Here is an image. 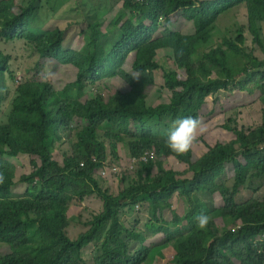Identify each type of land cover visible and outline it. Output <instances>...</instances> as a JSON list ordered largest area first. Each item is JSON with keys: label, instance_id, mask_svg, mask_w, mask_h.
Here are the masks:
<instances>
[{"label": "trees", "instance_id": "obj_1", "mask_svg": "<svg viewBox=\"0 0 264 264\" xmlns=\"http://www.w3.org/2000/svg\"><path fill=\"white\" fill-rule=\"evenodd\" d=\"M121 1L138 23L126 21L121 26L123 36L106 56L94 51L80 56L71 51L62 53L64 31L57 30L39 38L30 32H23L38 10L34 3L19 9L11 5L8 12L0 10L3 27L12 31L4 36L6 41L31 42L41 59L56 56L62 64L78 67L79 82L72 88L80 85L84 90L86 84L88 90L104 82L113 76L107 73L111 71L115 74L133 53H136L134 71L137 74L145 76L149 71H157L166 83L179 88L173 92L170 103L148 107L143 93L135 84L131 92L116 91L92 96L93 108L80 103H75V107L68 104L65 94L54 92L42 82L23 84L17 88L18 96L13 102L9 124L0 126V173L5 176L4 183L0 184V243L10 248L8 254L0 257V264H77L84 261L83 249L102 236L104 254L96 259V264H144L151 250L143 246L130 253V243L121 237L125 229L119 222L118 210L139 203H148L152 209L159 210L175 193L195 197L205 190L210 194L218 192L225 207L209 208L210 221L203 230L194 225L195 220L185 235L163 227L156 229L155 233L164 231L171 244L167 252L171 250L173 255L166 264H228L227 252L232 256L239 255L242 264H264V200L250 199L242 203L236 200L239 189L247 185L249 178L262 179L264 175V121L261 127L254 130L231 128L236 135L235 140L209 148V152L195 162L192 150L176 155L168 149L165 139L162 140V157H174L188 165L189 170L185 173L165 171L161 162H139L137 184L118 196L100 193L103 210L88 223V230L75 240L66 236L68 223L65 212L70 200L67 193L78 197L91 195L93 172L101 166L96 159L103 148L97 134L100 124L110 123L120 133L130 137V152L134 158L140 159L157 144V136L147 126L150 121H162L165 117L175 120L186 111L194 113L199 109L198 103H203L199 97L204 93L226 91L252 69L264 71V63L245 53L242 46L245 41L241 34L237 38L240 46L228 38L216 46L215 28L196 36L169 32L165 37L151 41L160 17L172 22V17L189 7L194 0H146L144 6L133 0ZM224 2L229 8L247 7L248 29L255 41L260 43L264 27V0H205L202 19L195 24H211L217 16L228 11ZM92 30L101 35L97 27H92ZM164 50L172 52L173 62L185 79H180L178 72H166L159 65L158 52ZM9 61V56H4L0 50V72L7 69ZM191 75L197 76V79L192 80ZM124 78L135 79L125 74ZM151 80L143 82L144 86ZM129 114L140 118L130 117ZM77 118L87 121L88 126L76 133L73 155L65 159L62 167L53 158L55 138L48 135L54 133L58 136L61 127ZM114 139L123 140L119 136H114ZM19 154L38 158V161H32L35 167L30 174L22 177V181L37 182L40 188L37 192L26 190L23 195L14 196L13 174L3 164L6 156L16 157ZM225 170L235 174L232 189L216 184ZM80 177L86 180L79 187L72 178ZM211 203L213 205V201ZM202 206L209 207L207 202ZM216 221H221L223 226L218 227ZM179 223L177 220L174 222ZM127 233L140 242L146 241L140 235ZM162 255V252L157 253L156 258Z\"/></svg>", "mask_w": 264, "mask_h": 264}, {"label": "rangeland", "instance_id": "obj_2", "mask_svg": "<svg viewBox=\"0 0 264 264\" xmlns=\"http://www.w3.org/2000/svg\"><path fill=\"white\" fill-rule=\"evenodd\" d=\"M45 1L46 0H0V10L8 12L9 6L11 9V5L19 9L20 7H29L32 3L38 8L42 2V5L46 9L48 7V10H52L58 5V3L51 2L47 6ZM190 6L191 3L189 7ZM75 8H79L81 14L80 18L68 24L76 28H81L77 31V42L74 44L75 52L80 55H88L94 51L96 53H103V56H106L122 38L123 33L120 30L121 26L126 21L138 23V19L135 16H131V10L127 9L121 0H74L69 10L71 11ZM46 9L39 8L36 11L38 17L43 19L49 18V11ZM63 9L66 11L68 7L64 6ZM201 11H203V8L197 12ZM66 18L68 19V16H66ZM193 20L194 18H189L184 12L175 14L172 17V22H168L165 18L162 21L159 20L157 28L154 27L155 33L151 41L165 37L169 32L185 36H196L210 28H215L214 42L216 46L220 45L224 38L231 39L235 44L240 46L237 38L241 34L245 41L242 46L247 56L251 55L256 61L264 63V27L262 28L261 42L257 43L248 29L249 20L247 7L245 5L229 8L228 11L217 16L211 24H195ZM30 21L23 29V32H30L34 36L39 37V33L33 31L32 25L31 27L28 26L30 23L34 24L32 20ZM3 22L4 21L1 19L0 50L4 56H9L10 61L6 70L7 73H4V70L0 72V126L9 124V117L13 110V102L15 97L18 96L17 88L23 84H33L37 81L49 85L54 92L58 94H65L67 103L72 104L74 107L75 103L93 107L95 105L90 101L92 96L96 94L106 95V93L113 94L117 90L121 92H131L135 84L143 93L148 107L158 106L162 103H170L173 92L179 90L178 86L166 83L162 74L157 71H149L145 76L137 74L132 69V65H134L136 61L135 53L130 54L126 59L122 71L117 70L115 74L109 71L107 74H113V76L106 79V81L96 86H91L88 91L86 84L83 88L84 90H81L82 88L80 85H78L77 88H72L76 82H79L78 70L74 66H63L62 69L59 70L55 63L44 62L45 60L39 59L31 42L16 40L6 41L4 36L8 33L11 34L12 31H9V28L3 27ZM53 27H55V25H53ZM92 27H97L101 35H96ZM36 28L41 31H47V29L50 30L52 26L37 23ZM13 31L16 30L13 29ZM67 32L68 30H64V37ZM68 48L69 46L65 44V51L71 49ZM219 48L224 50L222 47ZM173 58L174 56L170 50L158 52L159 65L166 72H178L180 79H185L186 77L183 72L179 71L174 64ZM49 67L57 72V77L55 81L47 83L40 78L39 74L42 69H47ZM124 74L135 79L133 81L125 79ZM249 74H251L250 84H252L250 88H252V90L257 88L258 90V92L253 93V99L264 105V71L260 72L256 68L254 70L252 69ZM190 78L196 80L197 76L191 75ZM148 79L152 80L147 86H144L143 82ZM199 100L204 101V95L200 96ZM198 107L199 109L194 113L190 114L189 111L184 112L181 118L192 116L200 118L204 122L206 120V118H204V102H199ZM132 115L133 114H129L130 117L135 118ZM136 117L140 118L138 115H136ZM78 119L79 118L72 120L68 125L61 127L58 136H55L54 133L48 135L49 138H55L53 158L58 161L62 167L64 166L65 159L73 155V146L77 140L76 133L80 129L88 126L87 121ZM172 121L170 117H165L162 121H150L147 124L157 136V144L154 145L150 151H153L156 155L154 161L164 164L165 171L172 170L185 173L189 170L188 165L179 162L174 157H162L160 142L165 139V133ZM97 134L98 139L103 144V148L96 156L101 166L93 172L92 177L94 182L91 185V195L78 197L72 195L70 192L67 193L70 200L66 204L67 212H65V218L68 226L65 228V234L71 240L77 239L82 233L88 230V223L94 216L102 212L103 200L99 196L100 193L107 192L109 195L118 196L121 192L136 185L138 182V172L140 170L139 161L134 158L130 152L129 143L131 138L120 133L115 126L107 122L97 127ZM114 136L122 137L123 140L116 141ZM206 148L203 134L198 137L197 142L191 149L194 162L204 155ZM33 160L38 161V158L24 154H19L16 157L6 156L3 166L7 168L9 173L13 174L12 181L15 186L13 187L12 193L14 196H21L26 190L37 192L40 188L37 182L28 183L22 181V177L30 174L34 169V163L32 164ZM261 178L262 179L254 180L251 178L248 179L247 185L240 188L238 192L236 197L238 203L246 202L250 199L264 200V175ZM234 179L235 174L225 170L220 177L217 178L216 184L218 186L225 185L232 189L235 183ZM85 180L84 177L72 178L73 183L79 187L85 183ZM211 201H213V205ZM204 202H207L209 207L202 206ZM223 202L224 200L218 192L210 194L209 191L205 190L195 197H187L180 193H175L167 199L165 207L159 210L152 209L148 203L130 205L124 209L118 210L119 222L125 229L121 233V237L130 243V253L140 250L143 246L150 248L151 252L148 261L144 264H166L173 255L171 250L167 252L171 244L167 241V235L164 231L155 233V230L163 227L179 233V235H185L190 229V224L194 220V225H197L195 219L197 215L203 212L209 216L210 209L213 207L216 209L225 207ZM188 215L191 216L188 217ZM158 220L160 222H157ZM175 220L180 221V223L174 224ZM215 223L218 227L223 226L221 221H216ZM127 231L144 237L146 241L140 242L138 239L132 238L128 235ZM103 240L104 236L87 245L82 252L84 261L77 262V264H96V259L104 254L102 246ZM9 252V246L0 243V257ZM159 252H162L163 255L156 258ZM230 254L231 253L227 252V256H229L228 264H242L239 255L232 256Z\"/></svg>", "mask_w": 264, "mask_h": 264}, {"label": "crops", "instance_id": "obj_3", "mask_svg": "<svg viewBox=\"0 0 264 264\" xmlns=\"http://www.w3.org/2000/svg\"><path fill=\"white\" fill-rule=\"evenodd\" d=\"M51 2L58 3L55 9L48 10V7L46 9L42 5L43 2L39 5L38 9L44 8L49 11V18H40L35 12L31 19L34 23L32 24V29L35 33H39V36H44L45 34L53 33L57 30L62 32L64 30H68L66 36L64 37L63 48H65V44H67L69 46L68 49L71 48L70 51L75 52L74 44L77 42V31L81 28H76L75 26L68 23L77 21V18H80V7L75 8L71 11L69 10L73 5L74 0H46L45 4L48 6V4H50ZM64 6L68 7L66 11H64L63 9ZM66 16H68V19L66 18ZM37 23L51 25L52 28L50 30L47 29V31H41L36 28ZM53 25H55V27H53ZM38 57L39 59H41L39 55ZM41 60H45L44 62L55 63L56 67L59 70L62 69L63 66H73L71 64H62L60 59L56 56ZM123 65L118 70L122 71ZM132 66V69L134 70V65ZM75 68L78 70L79 75L78 67ZM250 75L251 74H248L247 76L240 78L239 81L233 83L226 91L217 93H204V118H206L204 123L207 129L204 133V145H206L207 147L204 151V155L209 152V148H214L217 144L225 145L235 140L236 135L233 131H231V128L248 131L259 128L263 125L264 105H262L259 101L253 99V93L258 92V90L257 88H255L254 90L250 88V86L252 85L250 84ZM92 104L95 105L94 102ZM87 107L93 108L95 106ZM133 116L137 118L135 114H133Z\"/></svg>", "mask_w": 264, "mask_h": 264}, {"label": "clouds", "instance_id": "obj_4", "mask_svg": "<svg viewBox=\"0 0 264 264\" xmlns=\"http://www.w3.org/2000/svg\"><path fill=\"white\" fill-rule=\"evenodd\" d=\"M140 5L144 6V4H140ZM226 5L229 10V6L227 3ZM185 9L181 13H183ZM160 20L162 21L161 18ZM39 37H42V36H39ZM61 49H62V53L70 51V50L65 51L63 46ZM6 70H4V73H7ZM39 75H40V78L44 82L50 83V82L55 81L57 77V72L53 68L49 67L47 69H42ZM206 130H207L206 125L200 118L192 117V116L184 117V118H177L171 122L167 132L165 133L166 146L172 153L176 155L186 154L193 148L194 144L198 140V137L203 135L206 132ZM155 158H156V155H155ZM140 159H138V161L142 162L140 161ZM154 159H150V160L154 161ZM4 181H5V176L3 173H0V184H3ZM195 219H196L197 227L201 230L206 229L210 221V217L206 213H203V212L197 215Z\"/></svg>", "mask_w": 264, "mask_h": 264}, {"label": "built area", "instance_id": "obj_5", "mask_svg": "<svg viewBox=\"0 0 264 264\" xmlns=\"http://www.w3.org/2000/svg\"><path fill=\"white\" fill-rule=\"evenodd\" d=\"M136 3L144 4L146 0H133ZM205 0H195L191 3V6L187 9H185L184 13L189 18H194V22L200 21L201 15L204 12V4ZM203 8V11L197 12L200 9ZM194 13V14H193ZM155 158V153L153 151H148L144 155H142L140 161L142 162H148L150 159Z\"/></svg>", "mask_w": 264, "mask_h": 264}]
</instances>
